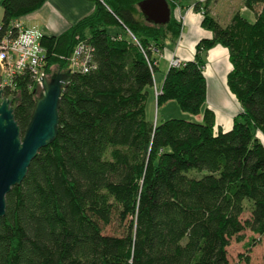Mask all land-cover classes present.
Listing matches in <instances>:
<instances>
[{
    "label": "trees",
    "instance_id": "trees-1",
    "mask_svg": "<svg viewBox=\"0 0 264 264\" xmlns=\"http://www.w3.org/2000/svg\"><path fill=\"white\" fill-rule=\"evenodd\" d=\"M94 1L90 15L40 39L45 75L53 66L71 75L55 139L5 196L0 264H227L226 246L244 229L262 238L264 264V0H243L252 21L236 13L221 25L203 11L212 36L197 42L193 60L168 68L154 96L157 107L175 101L200 120L161 122L145 112L152 52L179 36L172 12L181 0H167L164 25L144 19L141 0ZM44 2L1 0L0 37ZM79 40L93 48L87 72L70 70ZM216 45L226 48V86L240 109L226 130L206 106L203 53ZM14 82L23 134L39 85L29 72ZM244 201L249 215L240 220ZM114 220L122 231L104 233Z\"/></svg>",
    "mask_w": 264,
    "mask_h": 264
},
{
    "label": "crops",
    "instance_id": "crops-1",
    "mask_svg": "<svg viewBox=\"0 0 264 264\" xmlns=\"http://www.w3.org/2000/svg\"><path fill=\"white\" fill-rule=\"evenodd\" d=\"M197 3L199 9L195 10L194 6ZM95 6L94 0H45L37 10L20 17L19 21L28 30L43 35H58L83 17L90 15ZM205 10L221 25L228 24L236 13L249 21L253 20V13L244 7L243 0H181L172 12L173 17L180 22L179 36L177 39L167 40L161 52L156 50L152 52L156 68L161 67V60H164L159 84L153 88L160 91L171 58L179 57L183 62L193 60L197 42L212 36L209 30L201 26L202 13ZM2 14L0 4V21ZM108 30L112 33L119 32L118 35L124 37L119 28ZM203 58L206 106L214 111L216 126L226 130L230 127L231 118L236 114L233 104L238 105L226 86V73L230 69L226 48L216 45L203 53ZM196 117L199 118L200 115Z\"/></svg>",
    "mask_w": 264,
    "mask_h": 264
},
{
    "label": "water",
    "instance_id": "water-1",
    "mask_svg": "<svg viewBox=\"0 0 264 264\" xmlns=\"http://www.w3.org/2000/svg\"><path fill=\"white\" fill-rule=\"evenodd\" d=\"M138 8L149 23L164 25L170 20L167 0H141ZM70 73L58 72L41 78V91L23 134L13 114L18 96H5L0 88V217L5 213L6 194L12 186L21 183L38 150L56 137L58 106Z\"/></svg>",
    "mask_w": 264,
    "mask_h": 264
},
{
    "label": "built area",
    "instance_id": "built-area-1",
    "mask_svg": "<svg viewBox=\"0 0 264 264\" xmlns=\"http://www.w3.org/2000/svg\"><path fill=\"white\" fill-rule=\"evenodd\" d=\"M42 36L40 32L24 28L20 21L16 20L11 31L0 37V88L4 95L6 92L16 96L14 80L24 72L32 74L35 82L41 84V78L45 76L43 68L45 53L40 44ZM92 52L93 48L89 43L79 40L69 57L70 70L87 72L94 66L91 64ZM182 64L183 60L179 57H173L169 61V67H179Z\"/></svg>",
    "mask_w": 264,
    "mask_h": 264
},
{
    "label": "rangeland",
    "instance_id": "rangeland-1",
    "mask_svg": "<svg viewBox=\"0 0 264 264\" xmlns=\"http://www.w3.org/2000/svg\"><path fill=\"white\" fill-rule=\"evenodd\" d=\"M111 29V28H109ZM110 31V30H109ZM160 60V58L157 57ZM164 60H161V67L156 68L154 72V86L157 87L159 84V78L161 77V72L163 71ZM163 65V66H162ZM63 71H58L55 66L52 67L51 72L44 77L49 78L53 73H58ZM152 88V91L149 93V97L146 103V118L153 122H161L169 118H180L187 119L191 121H199L200 117L197 118L195 115L189 114L181 110L177 102L168 101L159 107H157L154 96L156 92L159 93L157 88ZM41 91V84L37 88V94L39 95ZM154 93V95L152 94ZM234 112L238 114L240 112L239 106L233 104ZM232 119V118H231ZM258 137H261L258 135ZM262 139V138H261ZM264 142V141H263ZM197 173L196 171H192ZM244 211L240 214V220H243L248 217V202L244 201ZM122 231V228L117 224V222L111 223L103 228V232L106 234H119ZM253 238V241H249L250 245L246 246L245 242L250 238ZM263 255L262 249V238L257 234H252L249 230L244 229L242 231V240L235 241L234 237L229 240L228 245L226 246V261L227 264H245L244 257L247 258L248 264H261V258Z\"/></svg>",
    "mask_w": 264,
    "mask_h": 264
}]
</instances>
